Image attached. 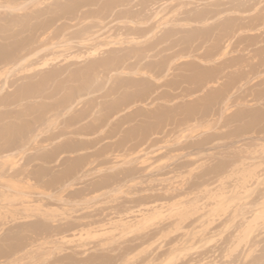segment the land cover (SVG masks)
Returning a JSON list of instances; mask_svg holds the SVG:
<instances>
[{"label":"rangeland","instance_id":"1","mask_svg":"<svg viewBox=\"0 0 264 264\" xmlns=\"http://www.w3.org/2000/svg\"><path fill=\"white\" fill-rule=\"evenodd\" d=\"M0 264H264V0H0Z\"/></svg>","mask_w":264,"mask_h":264}]
</instances>
